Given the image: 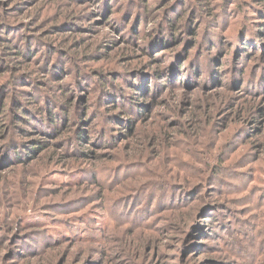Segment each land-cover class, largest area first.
<instances>
[{
    "label": "rangeland",
    "instance_id": "rangeland-1",
    "mask_svg": "<svg viewBox=\"0 0 264 264\" xmlns=\"http://www.w3.org/2000/svg\"><path fill=\"white\" fill-rule=\"evenodd\" d=\"M164 1L99 10L98 0H0V33L65 50L53 66L64 74L33 80L63 112L72 105L69 128L54 136L21 138L11 113L0 114V264H264L263 1L181 0L180 14ZM146 8L158 13L141 24ZM169 16L177 35L192 26L198 39L152 49ZM178 48L193 63L182 79L167 69ZM11 66L0 56V89ZM146 79L154 89L144 93ZM150 134L163 138L147 145ZM29 141L49 145L17 155Z\"/></svg>",
    "mask_w": 264,
    "mask_h": 264
},
{
    "label": "trees",
    "instance_id": "trees-1",
    "mask_svg": "<svg viewBox=\"0 0 264 264\" xmlns=\"http://www.w3.org/2000/svg\"><path fill=\"white\" fill-rule=\"evenodd\" d=\"M113 1L114 0H98L97 4L99 5L98 6L99 10L100 8H102L101 6H103L105 2L107 4H110ZM262 1H263L262 5H264V0ZM164 2H165L163 3L164 7L167 6L168 9L171 8L173 10L171 12H174V11L176 12V10L179 9L178 4L181 2V0L177 1L175 4H173L174 0H165ZM238 5L240 4L238 3ZM144 7H146V5H144ZM146 9H147L148 15L146 14H144L143 16L141 15V17L138 19L139 23L142 22L141 24H143V22L145 23L148 22L149 20L152 19L153 16L157 15L158 13V12L154 13L152 10H149V8H146ZM181 12L183 13L185 11L180 10L179 12H176V13L180 14ZM259 14L263 15L264 12L260 11ZM142 19H144V21ZM180 19H182V17ZM106 23H108V21ZM134 30H136V28ZM158 32L159 33L156 34V37L158 36V38H156V40L152 42V45H151L153 46L152 49H157L161 46H169L170 44H175L178 47H180L183 44L185 45L187 38H184V37L187 36L188 33H192V38H194L195 41L198 39L197 32L192 26L187 27L185 29L186 34L177 35L178 33H177L175 22L172 21L170 16L168 17L167 21L166 20L164 21L163 19V23L162 25H160ZM243 35H246V34H243ZM34 40L36 39L30 40L29 36H26V37L12 36L11 33L9 32L7 33V29L5 30V32L0 33V56H4L5 61H10L12 64L11 70L15 69V71L17 72L16 74L14 73L12 75V78L10 79L7 86H4V85L1 86L2 88L0 89V114L1 113L7 114L8 112L11 113L10 115L12 119L15 120V123L12 127H10V129L17 130L21 134L19 135V137L21 138L25 137L27 133L29 132H35L39 134H46L48 136H54L56 132L59 130H62V129L67 130L69 128V122H72L71 116H70L71 114L70 110H71L72 105L71 106L67 105L66 107L67 109L63 112L61 110L62 105L60 104V102H58V100H56V98H53L52 96H49L48 97L49 100H48L46 89H43L42 87L38 86V84H36V82H34L33 80L34 74L36 73L43 72L53 78H57L59 74L60 75L64 74L65 72L64 70H61L58 68L54 69L53 66L63 61L65 59L64 57L67 54L65 53V50L63 49L55 51V48L53 46H52V49L49 50L48 53H43L41 52L39 45L36 46L37 42H35ZM158 41L161 42L160 45H158L157 43ZM243 41H244L243 43H241L240 40L238 41V43L241 44V48L238 51L239 52L238 55L241 56L239 61H243L244 58L247 57L246 54L249 52V50L246 49V46H249V44L247 43L248 42L247 35L245 36V40ZM46 45H49V44L46 43ZM183 49L178 48L176 50V52L174 53L172 57L174 60V62H172L173 65L167 67V69H169L170 71H172V69L175 68V72L177 73V75L179 74L177 76L178 79H182L185 76L189 77L187 73H183L182 67L184 65L187 66V65L193 64L191 63V61L189 63L187 61L190 59V56L188 57V53L186 54L181 53ZM219 50L217 52H220ZM187 52H188V49H187ZM38 54L41 55L42 64L41 65L37 64L36 68H32L34 67L33 66L35 63L34 61L37 60L39 56ZM218 56L220 57L221 55L219 54ZM242 57L244 58L242 59ZM192 60H194V58ZM144 71L145 70L142 69L140 73H143ZM22 72H24L25 74H29V75H25ZM180 72L182 73L180 74ZM148 74H152L151 71L150 72L147 71V75ZM152 75H155L156 78L154 79L159 80L161 79L162 76L165 77V72H162L161 69H158L155 72V74H152ZM151 80H153V78L149 77L148 83ZM39 82L41 81H37V83ZM87 82H89L88 79H87ZM84 83H85V79L81 78V80L78 82L76 86V89L78 91L81 90V88L84 87L83 85ZM142 83L143 84H139L138 86L142 87V92L144 93H147V91L150 88H153V87H150V84L148 85L147 79L145 81L142 80ZM88 84L90 85V82ZM263 84H264V75H262L261 81L258 84V87L259 88L263 87ZM57 85L58 87L64 88L67 84L57 82ZM9 86H14L18 88V92L16 95H14V97H11L10 93H8L10 92L8 89ZM46 87L47 89L53 88V87H50V85H46ZM135 89L139 90V88L137 87H135ZM139 92L141 93V90ZM62 96H65V95H60L59 98ZM9 97H11V99L10 101H7V98ZM45 100H47V102H45ZM136 104H139V101H136ZM83 114H85V117L80 118L79 125H78L79 131L77 133V138H76L80 142L89 140V138L84 132L85 130L81 128L83 125L88 124L87 119L89 117V114L88 112H84V113L80 112L78 113V116L81 117V115ZM24 126H28L29 129H26ZM4 128H7V125L2 124L0 122V129H4ZM135 131H136V128L132 129L130 135L131 136L136 135ZM11 132L12 131H9V133ZM11 136H12V139L15 140V137L13 136L12 133H11ZM162 138L163 136L161 134L159 138L157 137L154 138V135L150 134L147 137V145L151 144L154 146L158 144L162 140ZM7 139H10V138L7 137ZM30 142L32 145L30 147L31 151L27 155L32 154L33 156L38 152L39 149H43V147H39V146H44L45 143H47L46 145H49L48 141L39 142L38 143L39 146L37 147L35 146L36 145L35 141L34 142L29 141L26 144H22L21 146H18V145L16 146L17 155H20V153L25 152V148L29 146ZM170 192L172 193L173 190L171 189V191L169 190L165 191L166 194H169Z\"/></svg>",
    "mask_w": 264,
    "mask_h": 264
}]
</instances>
